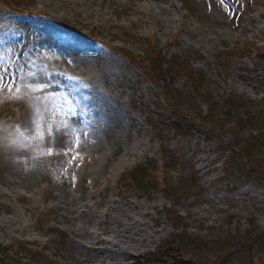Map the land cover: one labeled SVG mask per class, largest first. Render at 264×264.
I'll list each match as a JSON object with an SVG mask.
<instances>
[{"label": "rangeland", "instance_id": "1", "mask_svg": "<svg viewBox=\"0 0 264 264\" xmlns=\"http://www.w3.org/2000/svg\"><path fill=\"white\" fill-rule=\"evenodd\" d=\"M156 254L264 264V0H0V260Z\"/></svg>", "mask_w": 264, "mask_h": 264}, {"label": "bare ground", "instance_id": "2", "mask_svg": "<svg viewBox=\"0 0 264 264\" xmlns=\"http://www.w3.org/2000/svg\"><path fill=\"white\" fill-rule=\"evenodd\" d=\"M116 223H119V226L116 230V233L117 234V241L114 242V244L112 243V241H108V244L106 245H110L111 247H117V246H121V245H124L126 246L127 248L126 251H121L120 248L117 249V254H122L125 256V253L128 252L127 250H132L136 245L138 244H144L146 242L147 239H143V237H141L142 235L139 234V232H137L135 229L133 228H127V226H125L123 223H120V222H116ZM100 236H97L96 240L97 239H100L99 238ZM102 240H98L97 242H95L94 245H101ZM105 243H106V240H105ZM111 251V250H110Z\"/></svg>", "mask_w": 264, "mask_h": 264}, {"label": "trees", "instance_id": "3", "mask_svg": "<svg viewBox=\"0 0 264 264\" xmlns=\"http://www.w3.org/2000/svg\"><path fill=\"white\" fill-rule=\"evenodd\" d=\"M163 83V82H162ZM165 164V163H164ZM146 175H149V176H151L150 175V173H147ZM149 183V182H148ZM165 250V248L163 249V251ZM160 254V253H159ZM159 254H156V255H154V256H152V255H150V256H147V257H145L143 260H142V263H144V264H149L150 262H152L151 260L152 259H155V260H157L158 259V255ZM149 261V262H148ZM0 264H10L9 263V261H5L4 260V262H2L1 260H0ZM18 264H21V263H18ZM24 264V263H23ZM26 264V263H25Z\"/></svg>", "mask_w": 264, "mask_h": 264}]
</instances>
